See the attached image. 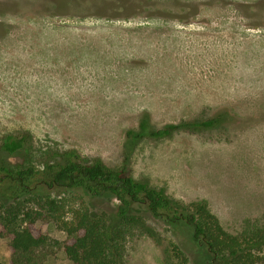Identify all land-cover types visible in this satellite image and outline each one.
<instances>
[{"label": "rangeland", "instance_id": "374dc122", "mask_svg": "<svg viewBox=\"0 0 264 264\" xmlns=\"http://www.w3.org/2000/svg\"><path fill=\"white\" fill-rule=\"evenodd\" d=\"M145 115L155 128L222 115L215 129L144 139L130 173L177 201H207L234 235L264 231V0H0V149L28 135L0 162L41 167L75 150L118 169ZM62 197L97 212L117 206ZM150 224L161 245L137 233L126 264H205L186 228ZM39 234L50 242L37 253L55 252L45 264H72L66 233L38 221ZM15 257L2 239L0 264Z\"/></svg>", "mask_w": 264, "mask_h": 264}, {"label": "trees", "instance_id": "16d2710c", "mask_svg": "<svg viewBox=\"0 0 264 264\" xmlns=\"http://www.w3.org/2000/svg\"><path fill=\"white\" fill-rule=\"evenodd\" d=\"M224 123V117L217 115L155 128L145 115L137 129L127 132L125 161L118 169L100 159L85 162L75 150L55 153L41 167L14 169L0 162V241L9 239L16 256L10 264H45L47 257L55 254L37 253L50 242L48 235H36L38 221L51 222L66 233L62 249L72 264H126L127 240L137 233L161 245L151 221L173 229L186 228L205 264H258L263 259V230L234 235L223 227L207 201H177L164 188L136 179L128 167L137 145L146 138L208 131ZM27 138V134L8 135L0 153H20ZM69 193H81L92 200L114 199L117 206L103 212L89 205L71 207V201L62 197Z\"/></svg>", "mask_w": 264, "mask_h": 264}]
</instances>
